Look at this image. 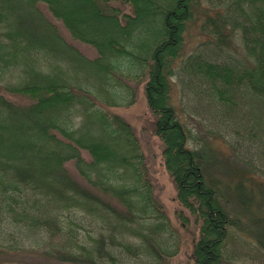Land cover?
<instances>
[{
  "label": "trees",
  "instance_id": "16d2710c",
  "mask_svg": "<svg viewBox=\"0 0 264 264\" xmlns=\"http://www.w3.org/2000/svg\"><path fill=\"white\" fill-rule=\"evenodd\" d=\"M200 17L209 37L184 55ZM235 39L240 57L225 50ZM172 77L191 105L215 108L264 157V131L238 113L247 99L264 102V0H0V254L162 264L177 252L135 131L109 111L134 104L141 80L182 207L176 217L199 224L193 264L227 262L237 220L205 172L207 150L189 147L197 139L171 102ZM245 187H235L240 197Z\"/></svg>",
  "mask_w": 264,
  "mask_h": 264
},
{
  "label": "rangeland",
  "instance_id": "374dc122",
  "mask_svg": "<svg viewBox=\"0 0 264 264\" xmlns=\"http://www.w3.org/2000/svg\"><path fill=\"white\" fill-rule=\"evenodd\" d=\"M128 10L129 7L126 6L125 11ZM202 24L203 17L190 23L185 34L184 55L198 49L201 42L209 37L208 30L203 29ZM58 25L68 38L66 30ZM76 45L87 56L95 57L96 53L90 47L78 43ZM225 46L226 52L233 57L242 55L238 39ZM219 58L225 57L220 55ZM181 88L177 77H172L171 102L178 111L182 112V120L188 124V128L197 139L190 140L189 147L193 149L203 147L207 150L210 158L204 164L205 172L208 178L220 183L225 208L230 217L237 220L227 241L228 260L225 264H264V161H262L264 157L259 153L261 149L254 143V139L251 140L241 135V131L227 129L221 124L215 108L212 107L209 111L205 106L206 102L205 105L201 101L191 105L190 101L193 100L189 96H183ZM134 90L136 92L134 104L111 108L109 111L113 115H120L132 125L146 158L154 185V195L164 206L175 231L173 241L177 245V252L166 258L162 264H193L192 250L199 236V224H196L191 217L190 223L182 225L176 217V212L182 207L175 199L176 186L164 165L162 142L153 131L155 118L149 109L141 80L134 82ZM246 102L247 105H240L238 113L243 115L246 121L248 120L247 124H255L264 131V102L256 98L247 99ZM204 108L205 110H202ZM233 113L230 110L223 112L229 116L234 115ZM83 155L89 158L86 152ZM68 167L76 174L72 164H68ZM242 181L246 187L240 197L235 187ZM42 261L39 254L29 250L0 254V264L47 262ZM124 264H148V262L142 257L131 258L124 255Z\"/></svg>",
  "mask_w": 264,
  "mask_h": 264
}]
</instances>
